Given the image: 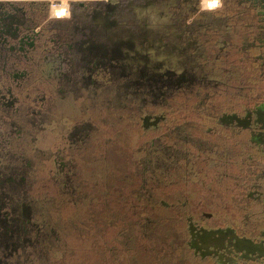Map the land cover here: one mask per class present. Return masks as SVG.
Here are the masks:
<instances>
[{
  "label": "flooded vegetation",
  "instance_id": "flooded-vegetation-1",
  "mask_svg": "<svg viewBox=\"0 0 264 264\" xmlns=\"http://www.w3.org/2000/svg\"><path fill=\"white\" fill-rule=\"evenodd\" d=\"M247 1L253 10H248L247 17L256 19L246 24V15L233 11L243 0H223L216 16L206 17L213 21L207 22L198 21L204 12L196 0H144L140 5L130 4L132 15H122L119 3L67 0L65 8L71 15L65 18H58L57 10L51 13V0H0V264H51L61 253L63 242L51 238L55 230L44 229L47 220L37 195L42 170L50 167L53 188L57 189L61 177L70 186L86 174L89 151L104 133L95 134L92 121L84 116L74 119L63 111L64 105L73 102L69 97L86 93L97 97L104 78L122 77L125 91L132 88L145 98L152 96V102L196 94L200 87H220L210 69L187 55L186 50L195 49L199 42L184 41V37L202 28L210 45L222 21L229 38L220 50L234 47L237 53L258 52L240 63L253 65L251 60H262L264 69V0ZM161 2H165L164 9L157 10ZM214 19L221 20L218 26ZM243 34L249 41H244ZM207 50L209 54L208 46ZM221 55L215 61L220 62ZM260 76L264 77V70ZM260 95L251 104L247 101L244 110L225 111L217 120L227 129L241 130L246 147L252 144L254 157L264 161V97ZM226 103L222 98L219 105ZM48 110L51 130L55 129L49 145L42 142L48 133L44 132ZM142 118L147 127L158 125L165 115ZM230 170L231 165L222 169L203 164L190 176L210 200L200 195L198 207L192 200L182 203L181 210L190 214L183 226L190 239L162 243L161 254L172 258L164 255L167 262L161 264H178L180 253L187 254L183 264H264V169L257 176V188L249 193L257 207L245 220L243 204L231 201L239 193L228 192V182L222 181ZM226 201L235 210L214 209ZM163 204L171 207L166 201Z\"/></svg>",
  "mask_w": 264,
  "mask_h": 264
},
{
  "label": "rangeland",
  "instance_id": "rangeland-1",
  "mask_svg": "<svg viewBox=\"0 0 264 264\" xmlns=\"http://www.w3.org/2000/svg\"><path fill=\"white\" fill-rule=\"evenodd\" d=\"M103 1L119 3L122 15H132L130 4L144 2ZM196 2L204 12L198 21H213L206 17L216 16L219 8L210 10L203 0ZM66 3L67 0H51V13L65 9ZM164 5L165 2H161L156 9L162 10ZM251 8L252 3L243 0L239 6L236 3L233 11L237 14L242 11L246 15L245 23H252L256 18L247 17L248 10L253 11ZM214 20L217 26L221 22L220 19ZM223 22L216 28L214 42L210 45L206 42V30L202 28L197 34L184 37V41L196 39L199 42L195 49L186 50L187 55L193 56V60H198L206 70L210 69L215 82L220 81V87H200L196 94L181 93L152 102V96L145 98L144 94H138L132 88L125 91L121 85L122 77L104 78V86L97 97L92 98L90 93L80 98L69 97L73 102L64 105L63 111L74 119L84 116L92 121L95 134H100L99 130L104 133L102 140L95 141L89 151L86 174L76 177L70 186L61 177L57 189L53 188L50 167L42 170L41 190L37 195L47 220L44 229L49 231L53 228L55 233L51 238L63 242L61 253L53 258L51 264L166 263L165 258L172 257L161 254L162 243L170 245L174 241L190 239L183 227L188 224L190 214L181 207L184 201L191 200L198 207L197 196L205 195L200 184L192 183L193 177L190 178L203 164L222 169L233 167L229 177H222V181L228 182V192L239 193V198L232 197L231 201L243 204L246 210H241V217L251 218L257 200L249 193L257 188V176L264 169V161L254 157L252 144L248 143L249 147H246L241 130L236 127L227 129L218 123L217 117L225 111L244 110L247 101L251 104L253 99L258 100L259 94L260 98L264 97V77L260 76L264 70L263 61L255 63L251 60L253 65L240 63L245 58L253 59L258 53L255 51L237 53L236 48L229 47L222 52L221 44L229 38ZM243 35L244 41H249V37ZM216 55H221L220 62L215 61ZM47 72L45 76H48ZM222 98L227 101L224 106L219 105ZM149 114L165 115V119L158 125L145 127L142 117ZM46 117L44 132L48 133L42 142L45 140L44 143L49 145L55 136V129L51 130L49 123L50 110ZM210 128L211 132L208 131ZM202 143L204 147L200 145ZM38 144L50 153L51 149L45 148L40 141ZM106 156L108 158L104 160ZM28 157L32 158V155ZM230 160L231 164H228ZM204 199L210 200V196L205 195ZM222 208L235 210L234 204L227 201L214 206L217 210ZM231 219L236 221L237 216ZM241 230V233L245 232ZM186 258L187 254H178V264H183Z\"/></svg>",
  "mask_w": 264,
  "mask_h": 264
},
{
  "label": "clouds",
  "instance_id": "clouds-1",
  "mask_svg": "<svg viewBox=\"0 0 264 264\" xmlns=\"http://www.w3.org/2000/svg\"><path fill=\"white\" fill-rule=\"evenodd\" d=\"M205 2L207 3L208 9H210V10H214V9L223 7V0H205ZM70 15H71L70 9H68V8H65V9L58 11L56 13V16L58 18L70 17Z\"/></svg>",
  "mask_w": 264,
  "mask_h": 264
},
{
  "label": "bare ground",
  "instance_id": "bare-ground-1",
  "mask_svg": "<svg viewBox=\"0 0 264 264\" xmlns=\"http://www.w3.org/2000/svg\"><path fill=\"white\" fill-rule=\"evenodd\" d=\"M203 1H204L203 3H204L205 5H207V3L205 2V0H203ZM61 10H63V9H61ZM61 10H57L56 13H57L58 11H61Z\"/></svg>",
  "mask_w": 264,
  "mask_h": 264
}]
</instances>
